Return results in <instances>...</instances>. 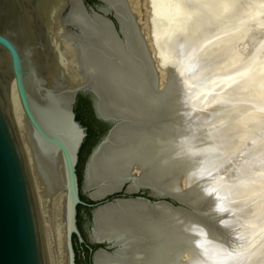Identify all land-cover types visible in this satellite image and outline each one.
Returning <instances> with one entry per match:
<instances>
[{"label": "water", "instance_id": "obj_1", "mask_svg": "<svg viewBox=\"0 0 264 264\" xmlns=\"http://www.w3.org/2000/svg\"><path fill=\"white\" fill-rule=\"evenodd\" d=\"M94 1L88 6L85 0H0V264H49L31 174L10 107L12 84L38 167L51 190L63 189L66 194V264H113L112 254L119 247L107 237L106 223L116 208L131 200L151 207L166 204L221 235L230 234L219 221L227 208L218 214L205 211V200L197 202L187 191L190 184L182 186V174L178 187L170 190L135 174V166L127 173L101 163L123 127L148 128L156 123L120 92L115 81L117 42L125 40L121 30L125 7L146 52L153 89L158 85L127 0ZM80 94L91 98L96 117L105 124L93 118L85 98L76 102ZM74 107L90 133L79 163L87 131ZM163 116L160 113V119Z\"/></svg>", "mask_w": 264, "mask_h": 264}, {"label": "rangeland", "instance_id": "obj_2", "mask_svg": "<svg viewBox=\"0 0 264 264\" xmlns=\"http://www.w3.org/2000/svg\"><path fill=\"white\" fill-rule=\"evenodd\" d=\"M127 4L153 60L158 88H163L175 73L181 83L178 84L180 103L186 97L180 108H191L189 112L186 110L190 115L180 116L188 118L191 124L186 120L187 126L193 124L198 134L194 146L181 152L189 155L196 151L192 152L197 161L192 159L194 169L188 166L186 171L193 180L201 179L199 184L203 188H209L208 194L216 197L219 210L227 207L230 211L221 221L229 220L226 224L230 225L233 236L227 239L218 235L212 240L207 235L210 231L204 228L208 232L197 235L196 245L204 242L201 246L209 248L196 247L195 257H200L203 264L209 261L210 264H264V0H127ZM158 13L160 40L157 42L153 28ZM173 81L176 82L175 78ZM21 129L19 136L31 174L49 264H66L64 190L51 194L45 191L31 139L25 128ZM184 134L179 139L173 136L171 142L181 141ZM201 162L203 166L198 164ZM196 166L200 167L196 170ZM210 170L215 172L211 174ZM185 182L182 180V186ZM214 241L216 245L211 247ZM194 261L191 254L185 253L178 264H194Z\"/></svg>", "mask_w": 264, "mask_h": 264}, {"label": "bare ground", "instance_id": "obj_3", "mask_svg": "<svg viewBox=\"0 0 264 264\" xmlns=\"http://www.w3.org/2000/svg\"><path fill=\"white\" fill-rule=\"evenodd\" d=\"M158 7L159 6H156V8L160 10ZM182 28L183 27H181V29ZM153 29L156 32L155 39L158 42L160 40V13L156 14ZM121 30L124 34L125 40L122 42H117L114 65V76L116 84L120 92L133 105H135L144 113L155 117L156 123L148 128L123 127L122 130L115 135V138L111 140L109 146L107 147L101 158V163L105 167L127 173H130V168L135 166V174L144 177L158 187H160L161 184L170 188V190L178 187L179 175L182 174L183 181H186L184 184L187 183L191 186L187 189V191H189L191 196H193L194 200H196L197 202H202L203 200H205L207 204L204 210L207 212L210 211L213 214L221 213L223 209L219 210L220 208L218 207L215 200L216 197L212 196V194H208L210 192L209 188H203V186L199 184L200 182H202V180H193L194 177H190V173H187L186 171L187 168H189L188 166H190V169L191 167L193 168L192 162L196 161L193 159L194 157L192 152L194 151H191V154L187 152L189 155H184L181 152L184 151L185 153L188 147L194 146V142L196 141L198 134L196 133V128H192L193 124L191 125V127L187 126V124L189 125L190 123V120H188L187 118L189 116H186L187 119H183L184 114L186 115V113L189 112L188 110H190L191 108L190 106L186 107V109L184 110L180 108L181 103L183 102V100H185L186 97L181 99L182 102L180 103L179 99L181 97H179L180 94L178 92V84L181 83H179L178 78L175 77L177 75H175L174 73V76H171L165 86V89L158 88V90H154V80L151 74L152 72L145 63L146 52L143 49L142 44L140 43L135 27L132 24L131 17L127 12L126 7L121 23ZM174 78L176 82L173 81ZM181 82L183 81L181 80ZM9 101L18 132L21 133L20 130L22 131L21 128L23 127L30 137L28 122L24 117V114L20 107L14 84L11 85ZM186 110L188 112H186ZM162 112H164V116L162 119H160V113ZM192 112L194 113L193 110L191 111V113ZM193 113L191 114L192 118L194 115ZM188 115L190 114L188 113ZM180 116L183 118L181 119ZM190 118L191 116L189 117V119ZM186 120H188L189 123ZM192 120L193 119H191V122ZM193 123L195 124V122ZM180 132H182V134L186 133L183 135V139H180L181 141H172L173 144H171V139L173 136H178V139L179 136L182 137V134H179ZM235 143L236 142H234V144ZM190 149L191 148H188V151ZM186 156L191 159H189L188 161ZM34 159L36 161L35 155ZM202 162L198 164H202ZM201 166H203V164ZM197 167L199 168L200 166H196V170L198 169ZM200 172L201 170L198 173ZM211 172L213 173L215 172V170H210V173ZM187 176L188 178H186ZM42 178L43 183L46 185L45 191L48 194L54 193L55 191L50 189L43 175ZM212 191H215L216 193V190H213V188ZM65 195L66 194L64 191V195L62 196V198L64 223L63 248L65 254H63V256L65 257L66 261V250L64 247L66 233ZM222 196L223 195H219V197ZM218 203L219 205H221L220 202ZM222 208L224 207L222 206ZM223 216L224 215L219 217L220 222L223 221H221ZM227 221L229 220H225V222L222 223L227 225ZM204 228H207V230L210 231V234L208 233L207 235L212 238V240L217 239L218 235L223 236L227 239H230V235L233 236V233L230 228H228V225L227 229L230 230V234L221 235L220 233L209 228L205 222L190 217L186 214H181L171 206L160 203L151 207L150 205L136 200L128 201L120 207L116 208L109 216L106 223L107 237L113 239V241L118 243L119 247V249L112 254L113 264H178V262L180 263V260H182L185 253H187L188 255L191 254L193 260H195L194 264L197 262L203 264V261H199L200 257H195L194 254L196 247L201 249L203 248V250L207 248V246L202 247L204 242L199 243L200 245H196L197 235H205V232H208H204ZM199 229H203V231L200 232ZM200 237H202V235ZM205 238L206 237H204L203 240L207 242ZM198 241H200V239ZM210 243H212V241H210ZM214 245H216L215 241L214 244L211 245V247H215ZM203 256H205V254ZM233 256H235V254ZM233 256L232 258H234ZM205 257L208 261V257ZM214 257L215 256H213L212 258ZM201 260L203 259L201 258ZM233 262L234 261H232V263ZM207 263L208 262L204 264Z\"/></svg>", "mask_w": 264, "mask_h": 264}, {"label": "trees", "instance_id": "obj_4", "mask_svg": "<svg viewBox=\"0 0 264 264\" xmlns=\"http://www.w3.org/2000/svg\"><path fill=\"white\" fill-rule=\"evenodd\" d=\"M90 1H92V2H95L94 0H90ZM80 117L79 116H77V119H79ZM94 118V117H93ZM82 119V118H81ZM83 120V119H82ZM83 123H84V125L85 126H87V124L85 123V121L83 120L82 121ZM99 122V121H98ZM102 123V122H101ZM102 124H105V123H102ZM107 129V128H106ZM90 136V133H89V130H88V126H87V136H86V138H85V140H84V142H83V144H82V146H81V148H80V151H79V160H78V163L81 161V158H82V151H83V147L85 146V142H86V140H87V138ZM77 174H78V180H79V183H81V173H80V170H79V165L77 164ZM80 206L81 205H79L78 207H77V210H78V214H79V208H80ZM77 224H78V218H77ZM78 228H79V230H80V226H79V224H78ZM73 242H74V244L77 242V238H76V236L74 235L73 236Z\"/></svg>", "mask_w": 264, "mask_h": 264}, {"label": "flooded vegetation", "instance_id": "obj_5", "mask_svg": "<svg viewBox=\"0 0 264 264\" xmlns=\"http://www.w3.org/2000/svg\"><path fill=\"white\" fill-rule=\"evenodd\" d=\"M85 3H86L88 6L94 4V2H92V1H90V0H85ZM80 97L85 98V99L87 100V102L89 103V105H90V109H91L92 114H93V117H94L97 121L102 122V121H100V120L96 117V115H95V112H94V109H93V102H92L91 98H90L88 95H82V94H80V95H78V97H77V99H76V102H78V100H79ZM75 106H76V103H75ZM74 110H75V107H74ZM75 113H76V119H77L78 114H77V111H76V110H75ZM77 120H78L83 126H85L84 123L82 122L83 120H82L81 118H79V119H77ZM102 123H103V122H102ZM85 127H86V131H87V126H85ZM87 208H88V207H87ZM88 210H89V208H88ZM84 245H85V244H84Z\"/></svg>", "mask_w": 264, "mask_h": 264}]
</instances>
